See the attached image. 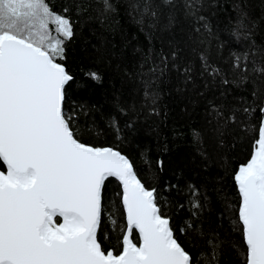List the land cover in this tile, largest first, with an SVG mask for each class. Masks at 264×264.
Instances as JSON below:
<instances>
[{
  "label": "snow or ice",
  "instance_id": "1",
  "mask_svg": "<svg viewBox=\"0 0 264 264\" xmlns=\"http://www.w3.org/2000/svg\"><path fill=\"white\" fill-rule=\"evenodd\" d=\"M0 264H264V0H0Z\"/></svg>",
  "mask_w": 264,
  "mask_h": 264
}]
</instances>
